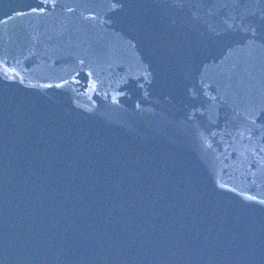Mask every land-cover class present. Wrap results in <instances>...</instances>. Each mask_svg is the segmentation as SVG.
Masks as SVG:
<instances>
[{
    "label": "water",
    "instance_id": "obj_1",
    "mask_svg": "<svg viewBox=\"0 0 264 264\" xmlns=\"http://www.w3.org/2000/svg\"><path fill=\"white\" fill-rule=\"evenodd\" d=\"M0 264H264V0H0Z\"/></svg>",
    "mask_w": 264,
    "mask_h": 264
}]
</instances>
